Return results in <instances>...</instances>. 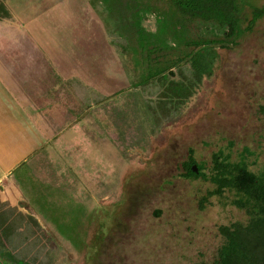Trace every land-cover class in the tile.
Wrapping results in <instances>:
<instances>
[{
  "label": "rangeland",
  "instance_id": "obj_1",
  "mask_svg": "<svg viewBox=\"0 0 264 264\" xmlns=\"http://www.w3.org/2000/svg\"><path fill=\"white\" fill-rule=\"evenodd\" d=\"M77 1L31 4L33 20L20 13L24 5L17 1L23 22L60 59L59 46L68 56L78 31L93 29V37H81L93 38V87L83 83L89 74L82 75L74 93L81 106L76 123L86 118L93 142L66 148V154L51 149L34 175L38 180L23 183L32 195L25 194L23 213L38 221L42 233L12 213L24 229L12 239L13 253L30 264H218L216 254L226 242L219 226L243 215L232 192L205 203L213 185L188 178L185 165L194 160L198 172L210 173L215 154L235 161L248 146L255 153L249 161H257L252 169L264 168V17L236 46L218 49L213 76L170 113L158 108L160 87L134 86L129 55H121L124 41L106 25L104 9L93 7L94 0L88 9ZM240 4L249 19L253 7L264 9V0ZM144 26L156 31L155 18ZM80 50L85 48L72 54H86ZM0 264L14 263L0 256Z\"/></svg>",
  "mask_w": 264,
  "mask_h": 264
},
{
  "label": "trees",
  "instance_id": "obj_2",
  "mask_svg": "<svg viewBox=\"0 0 264 264\" xmlns=\"http://www.w3.org/2000/svg\"><path fill=\"white\" fill-rule=\"evenodd\" d=\"M97 5L105 11L106 25L124 41L121 53L129 55L138 80L134 86L155 84L160 87L158 108L170 113V109L177 110L186 103L205 78L213 76L218 49L236 46L238 40L252 32L257 21L264 17V9L257 7L252 8L251 19L244 16L245 9L240 0H94L93 7ZM150 17L156 21L154 32L144 26ZM158 108L155 114L160 112ZM221 157L222 151L212 160V170L217 174L211 181L218 187L216 192L236 186L232 175L235 163L225 162ZM192 163L194 165L195 161L185 165L186 176L198 179L202 173H195ZM12 213L23 221V225H30V229L42 233L33 216L0 200V256L14 264H30L10 247L13 238L24 230L14 224ZM222 231L229 236V241L220 252L218 264H252L253 260L240 249L236 235L229 228ZM33 235L29 234V239L37 237L34 232Z\"/></svg>",
  "mask_w": 264,
  "mask_h": 264
},
{
  "label": "crops",
  "instance_id": "obj_3",
  "mask_svg": "<svg viewBox=\"0 0 264 264\" xmlns=\"http://www.w3.org/2000/svg\"><path fill=\"white\" fill-rule=\"evenodd\" d=\"M41 1L0 0V200L21 212L25 210L21 203L29 205L25 194L32 196L27 188L24 192L23 183L27 187L26 183L38 180L34 175L42 169L40 163H48L51 149L66 154V148H89L93 142L91 124L86 118L76 123L79 118L74 117L81 109L74 93L82 75L89 74L83 83L93 87V38H81L93 37V29L78 31L77 39H71L77 45L68 56L60 46L57 50L63 58L51 55L47 41L41 42L20 14L33 20L30 5ZM77 2L88 9L90 0ZM17 3L24 5L19 6L20 13ZM81 48L85 55L72 54ZM38 186L46 185L40 181Z\"/></svg>",
  "mask_w": 264,
  "mask_h": 264
},
{
  "label": "flooded vegetation",
  "instance_id": "obj_4",
  "mask_svg": "<svg viewBox=\"0 0 264 264\" xmlns=\"http://www.w3.org/2000/svg\"><path fill=\"white\" fill-rule=\"evenodd\" d=\"M254 155L255 153L247 146L242 149L235 161H231L229 155L223 154L221 157L225 162L236 165L232 174L236 180L234 188H223L220 192H216L218 187L211 181V178L217 173L213 170L210 173H197L198 175L202 173L199 178L211 183L214 187L213 190L207 191L203 199L205 203H208L211 197H222L225 192H232L234 194L233 206L239 215H243L241 219L238 218L229 224L219 226L220 235L226 242L216 254L218 259L221 250L229 241V236H226L222 229L229 228L236 235L240 249L253 260L252 264H264V168L259 171L252 169L253 162L257 164L256 160L249 161ZM212 165L214 166L213 162Z\"/></svg>",
  "mask_w": 264,
  "mask_h": 264
},
{
  "label": "water",
  "instance_id": "obj_5",
  "mask_svg": "<svg viewBox=\"0 0 264 264\" xmlns=\"http://www.w3.org/2000/svg\"><path fill=\"white\" fill-rule=\"evenodd\" d=\"M193 171H194L195 173H198V169H197L196 166L193 167Z\"/></svg>",
  "mask_w": 264,
  "mask_h": 264
}]
</instances>
